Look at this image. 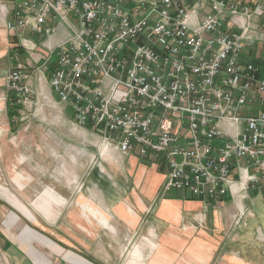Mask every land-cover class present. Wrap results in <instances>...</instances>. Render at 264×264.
<instances>
[{
  "label": "built area",
  "instance_id": "2783aa9c",
  "mask_svg": "<svg viewBox=\"0 0 264 264\" xmlns=\"http://www.w3.org/2000/svg\"><path fill=\"white\" fill-rule=\"evenodd\" d=\"M0 17L7 31L39 39L68 29L41 69L58 103L77 127L163 167L162 193L222 199L234 172L242 191L258 189L264 79L243 56L259 40L253 19L264 29V0H10ZM7 75L20 117L29 76L21 61Z\"/></svg>",
  "mask_w": 264,
  "mask_h": 264
},
{
  "label": "crops",
  "instance_id": "0c3cea01",
  "mask_svg": "<svg viewBox=\"0 0 264 264\" xmlns=\"http://www.w3.org/2000/svg\"><path fill=\"white\" fill-rule=\"evenodd\" d=\"M242 1L252 3L256 0ZM0 8L4 11L9 9L10 0H0ZM3 19L6 18L0 17V153H7L10 164V158L15 157L18 150V142L11 135L18 130H14L15 125L9 117L12 97L7 87V74L14 62L21 61L29 76L28 84L32 91L30 105L25 108L26 117L35 119L41 115L43 109H56L58 116L55 122L59 126L66 125L76 131L81 129L79 132L92 138L91 163L92 160L96 161L97 166L95 164L94 170L91 173L89 171V181L98 188L102 205L113 215L114 230L124 236L134 233L142 225L141 234L132 247L126 264H141L145 255H150L147 264H213L216 253L220 251L221 261L216 264H264V253L259 254L258 249H254L257 244L264 245V179L260 181L258 189H247L244 192L238 183V174L234 172L232 192L218 200L194 199L185 191L170 190L162 193L166 178L163 167L148 164L136 154H123L116 146L106 144L91 129L77 127L72 123L69 106L58 103L55 93L48 85L49 74L41 72V69L45 63L43 57L62 43L68 36V29L64 25H57L52 35L39 39L29 32L14 34L7 31ZM222 20L229 23L227 16H223ZM241 23L238 19L237 24ZM252 24L251 34L259 40L253 48L245 52L243 58L258 68V77L264 79V29L258 19H253ZM259 107V101L256 100L252 112L255 114ZM47 112L53 113V110ZM33 130L29 124L25 125L18 133L19 138L24 133L34 132ZM35 132L38 136L41 135L37 128ZM38 136L37 139H41ZM29 139L35 142V137ZM4 160L5 156L0 155V161L4 163ZM52 194L54 195L53 192ZM0 199L32 221L33 218L26 209L1 186ZM85 205L88 207L89 204ZM96 207L98 208L90 205L92 210H101L99 206ZM43 213L45 218H49L45 210ZM83 215L89 225L94 220L104 229L111 230L105 214L104 217L101 215L102 224L98 219H92L85 213ZM13 216V212L9 213L3 226L9 227L12 224L10 218ZM236 217H239L240 225L237 227L233 225ZM203 226H208L209 230ZM25 232L31 231L25 227L23 234L18 237L29 247V241L24 238ZM186 237L190 239L187 240ZM40 239L47 246H52L46 238L41 236ZM184 250L186 252L183 256ZM30 254L28 251L34 264L42 263ZM82 261L78 262L92 264L85 259Z\"/></svg>",
  "mask_w": 264,
  "mask_h": 264
},
{
  "label": "rangeland",
  "instance_id": "374dc122",
  "mask_svg": "<svg viewBox=\"0 0 264 264\" xmlns=\"http://www.w3.org/2000/svg\"><path fill=\"white\" fill-rule=\"evenodd\" d=\"M50 110L53 113L47 112ZM26 116L24 113L18 117L14 113L11 118L14 130H18L11 135L18 142V150L16 156L10 158L13 166L8 162L7 153H0L5 156L4 163L0 161V186L33 219L29 221L22 212L20 214L0 199V264H34L28 251L41 264H80L78 261L83 262L84 259L92 264H126L129 253L141 234L142 225L133 234L124 236L114 230L113 215L102 205L98 188L89 181L88 173L94 170L96 164L93 160L91 163L90 157L93 153L92 138L79 132L81 129L76 131L66 125L59 126L56 123V109H43L35 119ZM27 124L34 132L24 133L19 138L18 133ZM35 128L40 131L41 139H37ZM30 137H35V142L28 140ZM85 204H89L88 207ZM90 205L101 208L109 220L111 230L104 229L94 220L91 225L87 223L83 213L92 219H98L101 224V215L104 217L101 210H92ZM43 210L49 218L43 216ZM12 212L15 215L10 218L12 224L9 227L3 226ZM105 222L104 224L107 223ZM262 223L264 226V222ZM237 226L240 225L236 224L235 227ZM25 227L31 231L24 233L29 247L18 237L23 234ZM203 228L209 230L208 226ZM41 236L54 247L47 246L40 239ZM186 239L189 240L190 237ZM256 247L253 248L258 249L259 254L264 253L263 244H257ZM185 252L186 250L183 251V256ZM148 257L150 255H145L141 264H147ZM221 257L222 251L216 253L213 264L220 262Z\"/></svg>",
  "mask_w": 264,
  "mask_h": 264
},
{
  "label": "trees",
  "instance_id": "16d2710c",
  "mask_svg": "<svg viewBox=\"0 0 264 264\" xmlns=\"http://www.w3.org/2000/svg\"><path fill=\"white\" fill-rule=\"evenodd\" d=\"M11 108H10V113H9V117H10V120H12L11 118L13 117V115H14V113H15V108H14V105H13V103H12V101H11ZM150 162H148V164H149Z\"/></svg>",
  "mask_w": 264,
  "mask_h": 264
},
{
  "label": "bare ground",
  "instance_id": "6f19581e",
  "mask_svg": "<svg viewBox=\"0 0 264 264\" xmlns=\"http://www.w3.org/2000/svg\"><path fill=\"white\" fill-rule=\"evenodd\" d=\"M32 259V258H31Z\"/></svg>",
  "mask_w": 264,
  "mask_h": 264
}]
</instances>
